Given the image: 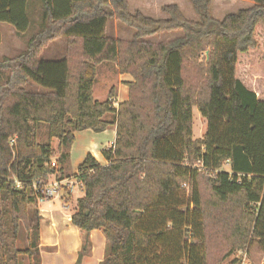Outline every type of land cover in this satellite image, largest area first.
Returning a JSON list of instances; mask_svg holds the SVG:
<instances>
[{"label":"trees","instance_id":"16d2710c","mask_svg":"<svg viewBox=\"0 0 264 264\" xmlns=\"http://www.w3.org/2000/svg\"><path fill=\"white\" fill-rule=\"evenodd\" d=\"M255 1L219 20L213 0H191L190 20L177 4L154 19L130 12L128 0H0V23L26 44L0 60V264H40L32 183L72 175L76 131L113 126L106 163L88 154L75 174L85 194L72 222L104 232L101 264H219L237 249L264 251V0ZM114 19L132 38L108 35ZM173 32L181 34L152 40ZM59 39L66 55L43 59ZM106 61L134 78L117 107L115 88L94 97ZM195 107L207 120L200 139ZM22 225L28 246L19 249Z\"/></svg>","mask_w":264,"mask_h":264},{"label":"crops","instance_id":"0c3cea01","mask_svg":"<svg viewBox=\"0 0 264 264\" xmlns=\"http://www.w3.org/2000/svg\"><path fill=\"white\" fill-rule=\"evenodd\" d=\"M128 3L130 12L141 11L144 15L154 19H167L169 16L162 10V7L169 4H177L187 19L198 20V15L191 0H128ZM255 4V0H213L212 14L216 19L222 20L227 14L236 13L240 9L249 8ZM110 21H113L117 30L121 27L118 20ZM116 34L113 37L121 38ZM63 44L64 53L62 57L66 55L64 39ZM114 66L116 65L114 64ZM117 79L119 88L115 103L116 107L119 103L129 98V86L127 84L133 81L134 78L131 74L118 72ZM115 141L116 126L103 132H95L91 129L76 131L75 141L71 145L70 151L73 173L78 172L79 165L88 154H92L99 162L105 164L106 160L103 157L102 150L105 147L113 146ZM65 206L61 199L39 203L38 209L41 215L40 264H76L87 239L89 245L87 252L81 258V264H101L105 258L108 246L104 232L98 229L89 233L80 230L72 222V214L74 212L66 210L67 206ZM28 261L31 264L29 258Z\"/></svg>","mask_w":264,"mask_h":264},{"label":"rangeland","instance_id":"374dc122","mask_svg":"<svg viewBox=\"0 0 264 264\" xmlns=\"http://www.w3.org/2000/svg\"><path fill=\"white\" fill-rule=\"evenodd\" d=\"M234 9V8H232ZM230 10V9H228ZM226 10V11H228ZM234 11V10H233ZM121 27L115 28L113 21H110L108 23V35L114 36L119 35L121 39H130L132 38L134 31L130 28H128L125 25H122ZM0 30H1V41H0V60L5 57H11L19 52H21L26 44L23 41V39L17 34L16 29L14 26L8 23H0ZM180 32H173L169 34H163L161 37H155L152 40L153 41H159L160 39L164 38H175L178 37ZM64 53V44L63 39H59L55 42H53L49 48L45 50V52L42 55L43 59L46 60H59L62 58V55ZM98 73L97 78L94 85V92H95V98L99 101H104L107 99L108 94L112 88H115L118 94V88H119V82H118V69L117 66H114V63L112 62H102L97 65ZM36 90L37 88L40 89V87L35 86ZM41 90V89H40ZM106 118L109 120H116L115 114H107ZM207 130V120L202 115L200 110L195 107L194 108V137L196 139H200L204 136ZM47 132L46 128H43L42 135ZM41 139H46V135L44 134ZM58 140L53 139L52 145L55 149H57ZM70 167H71V161H70ZM225 170H229V165L225 164L223 167ZM72 170V167H71ZM72 174H76L73 173ZM85 194V191H76L75 193H71V195L74 197V200L70 203L66 202V199L68 198V192H63L60 196L62 203L66 205L65 209L70 212H75L77 209V202L76 199L78 197H82ZM82 195V196H81ZM61 203V202H58ZM39 207V203H36L31 206L30 213H34ZM28 246V238H27V231L24 225L21 226V231L19 235V239L17 241V247L19 249H24ZM239 262V263H238ZM20 264H29L28 257L23 256L21 258ZM219 264H264V251L261 250L257 245L251 247L249 251L246 250H234L229 257H227L225 260H223Z\"/></svg>","mask_w":264,"mask_h":264},{"label":"built area","instance_id":"2783aa9c","mask_svg":"<svg viewBox=\"0 0 264 264\" xmlns=\"http://www.w3.org/2000/svg\"><path fill=\"white\" fill-rule=\"evenodd\" d=\"M14 142V140H12ZM56 162H53L55 165ZM17 188H22V183L17 181ZM32 189L37 195L38 203L60 198L65 191L69 194L76 191H85L84 183L75 174L59 179L56 174L50 175L47 179H39L32 183Z\"/></svg>","mask_w":264,"mask_h":264}]
</instances>
